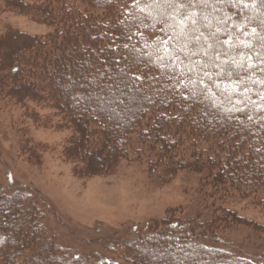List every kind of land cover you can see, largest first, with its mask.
<instances>
[{"label": "trees", "instance_id": "obj_1", "mask_svg": "<svg viewBox=\"0 0 264 264\" xmlns=\"http://www.w3.org/2000/svg\"><path fill=\"white\" fill-rule=\"evenodd\" d=\"M26 1L37 9L33 20L53 30L13 36L20 50L0 73L19 86L20 72L31 79L33 69L41 71L45 95L65 112L84 158L105 166L127 158L151 169L164 162L162 174L190 171L207 194L233 188L229 179L264 188V105H255L264 88V0H14ZM21 50L29 59L18 64L12 58ZM219 80L236 87L222 89ZM22 86L34 87L29 80ZM23 198L0 190V264H66L42 229L16 226L30 216ZM214 208L211 222L244 224L221 202ZM161 223L141 246L127 245L131 264H199L185 233L173 232L176 222Z\"/></svg>", "mask_w": 264, "mask_h": 264}, {"label": "rangeland", "instance_id": "obj_2", "mask_svg": "<svg viewBox=\"0 0 264 264\" xmlns=\"http://www.w3.org/2000/svg\"><path fill=\"white\" fill-rule=\"evenodd\" d=\"M36 14L28 1L0 0V65L20 50L13 36L43 38L53 30L34 21ZM22 50L12 58L18 64L29 59ZM34 71L31 79L27 72L15 77L21 87L25 80L34 85L26 90L0 73V190L20 194L30 208L28 221L23 216L16 220L18 228L26 222L29 232L42 229L66 264H131L127 245L141 246L152 238V228L159 231L161 222L171 219L175 235L185 233L194 246L191 252L201 257L199 264H264V188L251 191L229 179L233 188L207 194L200 177L190 171L162 174L164 162L151 169L127 158L107 166L96 157L84 158L72 145L75 129L46 97L41 71ZM217 86L236 87L229 80H219ZM256 97L255 105L263 106L264 88ZM220 202L244 224L211 222ZM29 221L37 226L30 227ZM257 225L263 229L256 231ZM211 249L219 257L209 261L205 255Z\"/></svg>", "mask_w": 264, "mask_h": 264}, {"label": "snow or ice", "instance_id": "obj_3", "mask_svg": "<svg viewBox=\"0 0 264 264\" xmlns=\"http://www.w3.org/2000/svg\"><path fill=\"white\" fill-rule=\"evenodd\" d=\"M138 2H139V0H138ZM153 2L158 3V2H160V0H153ZM165 2L174 4V5L175 4H180V5H183V6H190L194 2L207 4V3H210L211 0H187V3H185V0H165Z\"/></svg>", "mask_w": 264, "mask_h": 264}]
</instances>
